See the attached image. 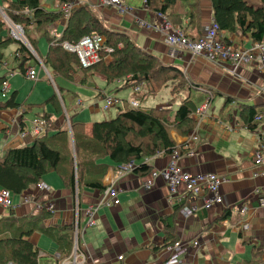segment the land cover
Wrapping results in <instances>:
<instances>
[{"label": "crops", "instance_id": "1", "mask_svg": "<svg viewBox=\"0 0 264 264\" xmlns=\"http://www.w3.org/2000/svg\"><path fill=\"white\" fill-rule=\"evenodd\" d=\"M3 1L0 0V8H3ZM76 1L80 5L86 2L92 4L109 28L129 33L141 48L156 55L164 63L183 69L194 86L179 94L182 99L176 103V109L189 96L198 108L208 96L211 97V104L202 116L197 111L192 114L196 121L195 127L187 134L173 129L172 136L176 141L175 149L184 150L181 153L178 151V163L184 171L191 174L212 172L225 178L219 187L224 201L207 206L205 203L209 193L204 191L194 194L185 184L179 187L176 194L171 195L165 180L161 176H153L154 171L167 166L172 160V152H165L140 159L147 161L150 166L146 174L134 171L121 173L112 161L104 160L111 165L103 182L105 185L114 184L119 190V203L102 204L94 215L93 225L89 224L88 208L100 203L103 191L83 188L80 194L77 189L74 194L66 188L53 168L48 169L41 181L49 188L37 186L26 190L30 196L29 202L23 197L25 192L13 194L10 207L0 202V218L14 216L20 221L38 220L39 227L43 228L37 229L29 239L40 251L39 264H59L57 254L63 258L72 256L74 243L69 246L66 239L58 240L67 232L62 227L68 225L75 227L74 241L78 234L77 264H264V207L259 203L260 197L264 196V163L256 164L254 161L255 152L261 151L264 156V142L260 139L264 126V69L254 65L234 67L230 63H214L186 51L172 54L165 35L156 28L164 17L168 18L157 10L149 9L146 0L135 4L123 0L124 4L133 8L131 13H122L116 6L98 7L97 0ZM248 1L259 4L255 0ZM198 2L196 23L192 24L189 17H184L191 10L187 2L179 1L169 12H172L173 17L181 14L183 24L189 27V34L202 36L214 19V11L212 0ZM43 5L48 9H52L50 6H55L56 10L62 9L59 0H44ZM65 24L66 19L54 24V31L59 36ZM221 36L237 49L245 50L256 44L249 32L223 30ZM43 38L39 39V52L34 55L37 65L29 63L28 66L37 70L40 78V73H44V77L46 71L52 76L54 73L42 65V58L49 49L46 38L47 49L41 47L40 41ZM17 48L14 44L5 51V55H13L9 60L12 69L18 66L15 58ZM4 68L0 64V75L7 74L10 90L18 93V102L40 104L54 92L58 93L64 111L58 113L53 104L46 106L47 111L55 114L50 134L64 128L65 123H69V115L86 122V131L90 134L93 122L108 118L106 112L111 107L106 108V96L112 95L121 101L116 111L129 106L130 100L136 98L133 87H123L125 80L108 83L102 75L95 74L82 84V75L76 72L73 81L62 77L54 80L52 77L54 87H46L47 93L42 100L31 99L30 93L19 100L22 82L19 80L15 85V80L20 79L19 76L28 77L17 71L10 78ZM58 86L64 89L65 100ZM38 87V84L33 85L31 93L39 95L36 92ZM160 92L148 96L141 102V106L148 110L152 107L173 110L172 98L154 105ZM243 106H253L256 110L251 125L241 116ZM23 110L0 109V155L8 148L32 144L45 131V127L40 133L35 130V124L42 121L37 114L40 109L35 108L27 113ZM175 113L171 112L172 117ZM22 132L26 134L22 135ZM193 133L199 136L195 141L190 139ZM49 202L55 205L54 212L46 208ZM188 206L196 209L186 216L181 211ZM45 212L49 215L42 217ZM225 212L228 216L220 219ZM166 217L172 218L177 241L188 242L187 251L177 260L171 258L167 246L162 247L168 233L164 223ZM121 255L123 258L119 259Z\"/></svg>", "mask_w": 264, "mask_h": 264}, {"label": "trees", "instance_id": "2", "mask_svg": "<svg viewBox=\"0 0 264 264\" xmlns=\"http://www.w3.org/2000/svg\"><path fill=\"white\" fill-rule=\"evenodd\" d=\"M68 1L59 0L62 9L58 7L52 10L43 5L44 0H4L2 7L13 25L22 26L24 40L15 38L11 26L0 18V64H5L6 49L16 44L18 48L15 58L18 66L11 71L25 73L29 63L35 59L25 41L37 52L39 39L45 37L49 49L42 61L54 72V80L62 77L73 81L76 72L81 73L82 84L95 74L102 75L108 83L122 79L125 80L123 87H141V91L135 95L140 101L139 106L133 107L130 104L120 108L115 116L93 122L90 134L86 131V122L69 115V123L50 134L55 114L47 111L46 106L53 104L58 113L64 111L57 92L40 104L18 102L16 91L9 98L0 100V109L23 108L24 113L40 109L37 114L42 120L41 125L45 127V131L32 144L8 148L0 155V187L9 189L13 194H22L36 188L49 168L54 169L66 188L74 194L77 191L80 194L83 188L104 191L109 185L104 184L103 178L111 165L105 159L112 161L118 168L120 164L134 161L136 167L133 171L146 174L150 166L147 161L140 159L173 152L176 141L172 130L187 134L196 125L192 114L198 106L190 96L182 101L174 117L170 108L152 107L148 110L141 106V102L148 96H155L168 86L171 87L172 102L185 89L190 90L194 84L189 82L182 68L166 64L141 48L129 33L109 28L96 7L90 3L76 6L67 14L63 6ZM179 1L187 2L191 9L184 17H189L192 24L198 22V0H146V4L149 9L166 16L173 27L181 30L184 35L199 39L201 35L189 34V27L183 24L180 13L173 17L172 12H169ZM212 5L220 32H249L254 43L264 41V0L257 5L248 0H212ZM126 6L133 11L131 6ZM61 19H66V24L59 36L53 26ZM94 34L103 35L106 47L110 50L102 49L97 63L83 67L76 52L64 47V43L75 44L83 36ZM5 80L7 74L0 75V91ZM58 89L65 100L64 89L59 86ZM255 113L253 106H243L241 109V116L249 125ZM178 151L181 153L184 150L178 148ZM48 215L45 212L42 217ZM227 216L225 212L220 219ZM164 221L168 233L162 247L177 241L172 218L166 217ZM39 228L43 226L39 227L37 219L27 222L14 216L1 217L0 264H39L40 251L29 239ZM74 228V225L63 226L62 229L67 232L58 240L66 239L67 244L73 246Z\"/></svg>", "mask_w": 264, "mask_h": 264}, {"label": "built area", "instance_id": "3", "mask_svg": "<svg viewBox=\"0 0 264 264\" xmlns=\"http://www.w3.org/2000/svg\"><path fill=\"white\" fill-rule=\"evenodd\" d=\"M76 1V0H75ZM97 3L101 5V7L106 6H116L120 12L122 13H131L133 12L129 7L124 5L122 0H97ZM79 1L72 2L68 1L63 6V10L68 14L74 7L79 6ZM97 4V6H98ZM162 16V15H161ZM164 20L156 26V28L161 31L165 35L166 43L169 45L172 54H176L183 51L191 52L195 55H203L206 56L209 60H232L234 62H246V63H258L261 62L264 67V41L261 43L254 44L251 48L248 49H238L236 50L232 47L228 42L221 36V32L219 30V24L215 19L212 20L211 24L206 28L204 34L199 39H194L191 36H186L184 33L174 28L172 23L168 21L165 17ZM16 38H23L24 30L20 25H13ZM14 32V31H13ZM64 47L76 52L79 57L80 63L83 67H88L100 60V51L103 48L110 50V48L106 47V39L103 35L94 34V35H86L83 36L77 43L69 44L64 43ZM43 67L45 65L42 63ZM46 68V67H45ZM52 78L51 74L48 73ZM25 75L31 80H39V73L37 70L27 67ZM1 91L3 96L7 97L10 91V84L8 80H5L2 83ZM134 93L140 92V87L133 88ZM106 108L116 106L121 101L110 95L106 96ZM130 104L133 107L139 106V101L136 99L130 100ZM211 104V97L208 96L205 102L201 107L198 108L197 112H204L209 105ZM36 132L40 133L43 130V126L41 123L35 124ZM26 132H22V135H25ZM191 140H196L197 136L192 134L190 136ZM260 139L264 142V127L262 128ZM172 160L169 164L162 169L156 170L153 172V176H161L169 189L171 195H174L178 192L179 187L182 184H185L188 189L194 194H200L204 191L209 193L208 198L206 199V205L212 206L215 203H222L223 196L219 192V187L225 178L217 175L216 173H198L191 174L182 169V167L178 163L179 152L178 150H174L172 153ZM254 159L257 164L264 163V156L261 151H257L254 153ZM136 167V163H123L119 165V170L121 173L132 172ZM149 187V185H148ZM38 188H49L44 182L38 183ZM119 190L114 186V184H110L104 191V196L101 199L99 204H95L94 206H90L88 208V213L90 215L89 224H95L94 215L97 212L98 208L102 204H118ZM24 199L26 202L30 201V196L27 193H24ZM13 193L7 189L3 188L0 191V202L5 207H10L13 204L12 200ZM260 206L264 207V196L260 197L259 200ZM46 208L50 211L54 212L55 205L52 202L47 203ZM196 207L188 206L183 209L182 214L189 216L191 215ZM77 209V213H78ZM188 249V242L179 240L174 241L167 246V250L171 253V258L173 260H177L182 254H184ZM79 250V240L78 234L75 236L74 241V251L70 258H63L60 254H57L56 257L59 259V264H77V254ZM123 255L119 256V259H122Z\"/></svg>", "mask_w": 264, "mask_h": 264}, {"label": "rangeland", "instance_id": "4", "mask_svg": "<svg viewBox=\"0 0 264 264\" xmlns=\"http://www.w3.org/2000/svg\"><path fill=\"white\" fill-rule=\"evenodd\" d=\"M69 1H72V2H76L75 0H69ZM139 1H141V0H129V2H131L132 4H135V3H138ZM252 1V0H251ZM255 1H257L259 4L261 3V0H255ZM252 3H254V2H252ZM78 5H80V4H78ZM98 7H101V5H99L98 4ZM49 8H52V10H54L55 9V6H50ZM0 18H3V20H5L6 22H7V24L9 25V26H11V33L13 34V36L16 38V35H17V33L15 34V30H14V26H13V24H12V22L9 20V18L7 17V15H6V13H5V11H4V9L3 8H0ZM14 31V32H13ZM17 39H20V40H24V38H17ZM40 45H41V47H43V49H47V47H48V42H47V40L45 39V38H43V39H41V41H40ZM29 48V47H28ZM30 49V48H29ZM103 49H105V48H103ZM236 50H238L237 48H235ZM31 51V50H30ZM32 52V51H31ZM186 52H188V51H186ZM33 53V52H32ZM188 53H190V54H192L193 56H203V55H195V54H193V53H191V52H188ZM13 55L12 54H9V53H7V55H6V61H5V64H1L2 66H4L5 68V70H7V73H8V75H9V77L10 78H12V75L13 74H16L17 73V71L18 70H16V71H14V72H12L11 70H12V67H10V62H9V60H10V58L12 57ZM203 57H205V58H207L206 56H203ZM208 59V58H207ZM210 61H212V62H214V63H230V64H232L234 67H239V66H248V65H254V66H257V67H259V68H261V69H264V67L262 66V64H261V62L259 61L258 63H246V62H241V63H238V62H234V61H232V60H230V59H228V60H224V59H221V60H211L210 59ZM13 62H15V60H13ZM31 63H33L34 65H37V63H36V61H35V59L34 60H32L31 62H30V64ZM97 63V62H96ZM46 71V70H45ZM20 72V71H19ZM40 75H41V77L42 78H40L39 79V81L37 80V81H32V80H30V79H28V78H26V77H24V76H19V78L20 79H16L15 80V85L16 84H18L19 83V80H21V82H22V85L20 86V97H19V100H22L24 97H26V95H27V93H30L29 95V97L31 98V99H44V97H45V95H46V87L47 86H53L54 87V82L52 81V78L49 76V74L47 73V71H46V77H44V73H40ZM58 81V80H57ZM36 82V83H35ZM38 84V88L36 89V92H39V95H36V93L35 94H33V93H31V88H33V85H37ZM2 86V85H1ZM17 88V87H16ZM170 87H166V88H164L161 92H160V94L158 95V96H156V98H155V100H156V102H155V106H156V104L157 103H159V102H164V101H168V100H170L171 98H172V96H171V93H170ZM263 91H264V85H263ZM12 92H13V90H10L9 91V96L12 94ZM33 94V95H32ZM5 99H7V97H4L3 96V93H2V91H0V100H5ZM181 99H182V97L181 96H179V98H178V100H177V102H176V100H174V106H173V110H172V113L173 112H175L177 109L175 108V105H176V103L178 104L179 103V101H181ZM76 100V99H75ZM104 105H105V102H104ZM116 106H112L110 109V111H108V112H106L107 114V116L108 117H112V116H115V114H116ZM176 109V110H175ZM206 111V110H205ZM205 111L204 112H197L198 113V115H200V116H202V114L203 113H205ZM110 115V116H109ZM66 121H67V119H66ZM264 127V126H263ZM193 134H195L196 136H197V139H198V134L197 133H193ZM196 139V140H197ZM193 141H195V140H193ZM254 161H255V159H254ZM256 163V162H255ZM257 164V163H256Z\"/></svg>", "mask_w": 264, "mask_h": 264}, {"label": "water", "instance_id": "5", "mask_svg": "<svg viewBox=\"0 0 264 264\" xmlns=\"http://www.w3.org/2000/svg\"><path fill=\"white\" fill-rule=\"evenodd\" d=\"M27 46L30 48V50L33 52L34 55H36V51L34 50V48L31 46V44L29 42H26Z\"/></svg>", "mask_w": 264, "mask_h": 264}]
</instances>
